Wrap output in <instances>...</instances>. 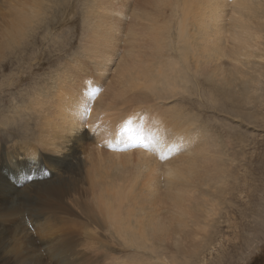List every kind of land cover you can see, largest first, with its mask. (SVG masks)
Masks as SVG:
<instances>
[{
	"label": "rangeland",
	"instance_id": "374dc122",
	"mask_svg": "<svg viewBox=\"0 0 264 264\" xmlns=\"http://www.w3.org/2000/svg\"><path fill=\"white\" fill-rule=\"evenodd\" d=\"M134 1L146 11L145 0ZM16 3L0 0V264H264V107L250 113L225 98L230 75L196 74L174 90L140 81L124 34L106 39L114 51L93 54L99 39L83 35L86 20L52 17L53 2L10 42ZM262 29L247 65L264 62ZM69 87L83 89L75 102L64 100ZM135 117L157 141L166 131L163 157L156 146L146 148L149 159L99 141L102 126ZM88 150L102 153L103 162L92 159L97 172ZM210 172L218 180L207 184ZM197 186L205 195H190ZM108 199L123 225L105 213ZM128 218L136 234L123 239Z\"/></svg>",
	"mask_w": 264,
	"mask_h": 264
},
{
	"label": "bare ground",
	"instance_id": "6f19581e",
	"mask_svg": "<svg viewBox=\"0 0 264 264\" xmlns=\"http://www.w3.org/2000/svg\"><path fill=\"white\" fill-rule=\"evenodd\" d=\"M38 1L41 10L35 12L33 11V0L24 3L22 0H17V11L8 28L6 39L11 42L13 34H19L30 27L34 18L46 14L48 4L53 2V6L51 5L52 17L61 15L68 20L74 16L82 15V20H86L85 27L83 25L81 27L84 32L83 35L91 34L99 39L97 41L99 49H87L93 54L114 51L115 49H110L112 44L108 43L106 39L112 35L124 34L123 49L127 54H136L138 80L140 81L150 82L155 87L160 82L163 89L166 90L171 89V86L178 85L180 81L187 80L190 82L196 74L204 76L205 80L211 82L217 79V74H223L226 77L230 75L236 79V84L232 82L234 87L230 91H226L225 98H232L233 102L236 101L240 105L246 104L250 113L259 112V107H264V62L257 61L252 65L246 64L254 57L252 49H262L260 40L263 37L264 0H145L143 3L147 5L145 12L141 7L139 8L140 2L134 0ZM84 4V11L82 12L80 7ZM128 18L129 21L127 22ZM103 46L107 49H104ZM121 49L117 50V54L122 51ZM242 55H244L243 59L241 58ZM121 64L122 60L120 59L117 66H121ZM99 69L101 68L99 67ZM79 90L75 91L74 87H69L71 95H64V100L75 99L74 102L77 101V97L83 94ZM153 92L162 99L167 97L164 96L163 90L158 88H155ZM83 103L80 104L82 111ZM128 121L132 122L133 127H143L146 134L152 135L153 132L148 129V123L140 124L137 122L138 118L135 117L134 120H126L119 126L117 123L102 126L99 141L127 147L126 153L138 150L137 157L139 158L144 157L143 155L155 156V152L152 153L150 148L146 149L141 146L129 148L133 145L132 142L120 138V129ZM152 122L155 129L161 130L162 123L158 118ZM168 123L169 121L165 119L163 121L164 127H167ZM78 132H73L72 135ZM161 134L162 136L158 133L157 139L159 141L155 140L157 143L155 150L157 149L156 152L160 150L162 153L157 152L156 155L163 157L167 152L168 144H159L167 135L165 130H162ZM153 137L155 139L157 134H154ZM203 140L205 139L203 138ZM99 143L102 144V142ZM191 143L192 139H189L187 146ZM205 145L206 143L203 147ZM135 149L137 150L134 151ZM61 152L58 154L60 155ZM125 152L122 151L124 154ZM95 154L98 161L103 162L100 157L102 153L98 152L97 155L93 151H87V157L97 172V163L94 164L92 160ZM151 157L148 158L151 159ZM160 161L162 160L160 159ZM210 164L209 160L206 171H208ZM98 168L105 169L104 166ZM89 173L91 176L93 175L92 169H89ZM215 174L217 173L210 172L207 175V184L212 183L207 181L216 182L218 180L214 177ZM199 187L202 188L200 184ZM196 188L199 189L198 186ZM198 192L201 193L200 195H205V191L202 189H194L190 195L198 194ZM115 211H117L116 207L108 199L105 213L108 217H116L117 224L123 225V222L118 219L119 214ZM159 222L162 225V221L158 220V225ZM125 224H128V229H124L126 232L121 229L124 232L123 239L125 237L134 238L136 232L131 218H128ZM146 226L155 231L157 222L151 218L146 221ZM136 230H140L138 225ZM137 234L140 236L141 232L137 231Z\"/></svg>",
	"mask_w": 264,
	"mask_h": 264
},
{
	"label": "snow or ice",
	"instance_id": "6c2138e0",
	"mask_svg": "<svg viewBox=\"0 0 264 264\" xmlns=\"http://www.w3.org/2000/svg\"><path fill=\"white\" fill-rule=\"evenodd\" d=\"M83 114L87 116L91 109L88 106L87 100L82 104ZM121 139H127L132 142L133 146H141L144 148H149L155 146L156 141L154 137L150 134H146L143 127H133L132 122L128 121L119 132Z\"/></svg>",
	"mask_w": 264,
	"mask_h": 264
},
{
	"label": "clouds",
	"instance_id": "9594fccd",
	"mask_svg": "<svg viewBox=\"0 0 264 264\" xmlns=\"http://www.w3.org/2000/svg\"><path fill=\"white\" fill-rule=\"evenodd\" d=\"M26 223L29 225V227H32V223L28 220V217H26Z\"/></svg>",
	"mask_w": 264,
	"mask_h": 264
}]
</instances>
